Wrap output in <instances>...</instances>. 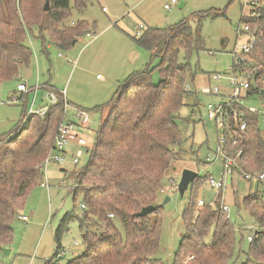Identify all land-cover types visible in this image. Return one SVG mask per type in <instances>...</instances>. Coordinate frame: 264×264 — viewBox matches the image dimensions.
I'll return each mask as SVG.
<instances>
[{
    "label": "trees",
    "instance_id": "1",
    "mask_svg": "<svg viewBox=\"0 0 264 264\" xmlns=\"http://www.w3.org/2000/svg\"><path fill=\"white\" fill-rule=\"evenodd\" d=\"M81 1L75 0V7L82 6ZM70 8L71 0H0V83L16 78L20 67L29 66L32 51L26 45L27 37L38 38L41 51L46 52L50 45L67 49L84 35L88 28L85 22L66 25ZM256 15L240 19L248 28L245 34L256 40L248 52L233 56L232 71L250 83L247 95H258L264 103V6ZM131 39L149 53L150 63L125 79L107 104L95 108L102 119L95 142L84 148L86 166L71 172L61 170L71 184L73 208L58 223L53 233L55 254L45 264H60L56 255L72 222L77 223L85 251L66 264H164L158 255L162 208L156 202L163 190L162 181L178 157L174 148L182 141L176 115L183 97L190 92L184 90L185 85L195 74L189 58L203 48V40L198 30L184 20L164 28L146 29ZM31 91L33 88L18 99L26 100ZM55 94L56 105L43 117L30 114L21 128L26 117L24 110L22 121L13 131L0 135V250L11 242L12 223L20 215L29 191L42 180L36 168L52 150L64 117L61 94ZM227 110L229 131L223 129L224 150L227 156L238 154V169L233 176L261 172L264 134L259 129L258 113L236 103ZM231 110L246 123L244 131L232 122ZM210 177L197 181L195 178L190 184L189 203L181 217L183 235L172 264H232L236 246L240 247L243 241L246 230L238 228L221 208L198 206L196 192L208 184ZM77 198H81L80 206L84 205L79 215L75 213ZM261 198L264 183L249 184V194L242 200L235 197L237 210L243 209L254 225V230L246 235L247 251H240L245 258L241 264H264ZM147 206H153V211L138 216ZM249 235L251 241L247 240Z\"/></svg>",
    "mask_w": 264,
    "mask_h": 264
},
{
    "label": "rangeland",
    "instance_id": "2",
    "mask_svg": "<svg viewBox=\"0 0 264 264\" xmlns=\"http://www.w3.org/2000/svg\"><path fill=\"white\" fill-rule=\"evenodd\" d=\"M168 1L82 0V6L75 7V0H71V15L66 25L85 22L88 28L84 35L78 36L76 42L67 49L50 45L46 52L41 51L38 38L27 37L26 45L32 51L29 66L20 67L16 78L0 83V135L13 131L22 121L24 110L27 114L29 109L38 112L43 107H48L50 103L46 98L52 90L53 93L61 94L64 122L77 124V111L88 114V128H78L77 132L91 145L95 142L96 131L102 119L100 111L95 108L107 104L125 79L141 72L150 63L149 53L138 48L131 39L136 36L138 27L143 26L139 30L141 33L149 28H164L184 20L194 30H198L203 48L189 58L195 74L193 80L189 78L185 85L190 94L183 97V104L176 115L182 142L174 148L178 157L172 162L162 181L165 193L160 192L156 202L162 208L158 255L164 264H172L183 235L181 217L189 203L191 189L189 185L182 196L176 190L183 170L196 172L198 176L195 181L208 175L215 180L221 178L220 160H214L213 163L205 161L216 153L221 133L215 121L207 119L206 105L229 99L232 104H240L246 109L253 108L258 112L259 129L264 134V103L261 98L258 95H247V92H242L239 99L232 98L233 88L229 81L233 76V56L242 51V44L249 39L240 19L250 16L253 18L259 8L264 6V0H177V5L167 11L164 4ZM180 3L184 4L181 8ZM212 14L219 16L212 17ZM86 34L94 35L95 38H87ZM216 74L221 78L213 79ZM155 80L158 78L155 77ZM36 83L39 89L34 101L32 91L26 100L18 99L21 95L17 92L19 84H25L30 89ZM207 86L217 87L218 95H202L201 88ZM13 98L18 100L13 101ZM232 104L231 107L234 106ZM73 144L71 142L65 148V154H60L63 155L64 164L49 163L41 182L29 191L20 212V216H24L26 221L17 217L14 219L12 239L5 248L9 253L0 250V264H45L53 258V233L64 214L73 208L72 194L69 192L71 184L65 180V174L61 170L71 172L75 168L85 167L88 161L83 153L77 166L71 164L73 154L79 150L85 151ZM45 182L49 186L48 190L40 186ZM248 194L249 184L237 174L232 178L226 177L224 188L220 191L204 183L196 192L197 199L212 209L221 208V204H225L229 208L225 215L237 223L238 228L246 230L243 231L240 247L236 246L232 264L244 261V255L240 251H247L246 235L254 230L253 222L247 218L244 210L238 211L235 207V197L242 200ZM166 197L169 201L163 204ZM80 203L81 198H77V215L82 212ZM244 220L246 222L241 224ZM116 225L120 230L118 223ZM84 251L77 223L72 222L61 238L59 253L63 255L60 264H66Z\"/></svg>",
    "mask_w": 264,
    "mask_h": 264
},
{
    "label": "built area",
    "instance_id": "3",
    "mask_svg": "<svg viewBox=\"0 0 264 264\" xmlns=\"http://www.w3.org/2000/svg\"><path fill=\"white\" fill-rule=\"evenodd\" d=\"M177 3H178L177 0H169L167 3L164 4V9L168 11L172 7L176 6ZM142 28L143 26L141 25L138 27V30L136 31V36L140 35L139 30H141ZM247 30H248L247 26H244L243 31H247ZM86 37L95 38L94 35H90V34H86ZM248 38H249L248 41L242 44L241 46L243 52H248L252 48L253 44L255 43L256 38L254 36H249ZM220 78L221 76L217 74L213 76V79H220ZM229 81H230L231 87L233 88L232 98H235V99L237 97H240L242 92H247L249 85H250L248 81L244 80L239 74L234 73V72H233V76L229 78ZM38 87L39 86L37 85V83H36V86L33 87V92H34L33 101H34L35 94L37 90L39 89ZM184 90L187 91L188 90L187 87H185ZM27 91H28V88L25 84H19L17 86V92L25 93ZM218 92H219V89L217 87L211 88L210 86H207V87L201 88L202 95L217 96ZM46 99L50 103L48 107H43L38 112H32V109H29L27 111L26 117H28L30 114H33V113L38 114L39 116L43 117L46 114L47 110L50 107L55 106L57 103V96L55 93H52V92L49 93ZM17 100H18L17 98H13V101H17ZM231 104H232V101L228 99V100H222L221 102H218L216 104L209 103L205 107L207 119L214 120L216 123V126L219 127L221 130V133L219 135L220 137L217 141V146L215 150L216 153L213 156L206 158L205 160L207 163H213L214 160H220L221 168H222L221 178L219 180H215L211 176L208 182V185L212 189H216L218 191L224 188L226 177H229V178L233 177V173L235 172L236 169H238V163H237L238 154L235 155L234 157L227 156L224 150V144H225L226 137L223 134V129L225 128V129H228L229 131V126L227 125V121H225V118H226L225 116H226V113L228 112L227 109L231 108ZM65 106L67 107V104H65ZM247 110L251 113H258L253 108H249ZM230 114H231V120L237 125L238 130L244 131L246 129V123L240 119L241 115L234 110H231ZM75 115H76L75 116L76 119L78 120L77 124L72 123V122L66 123L64 122V119H62V121L59 123L57 131H56V135L54 137L52 150L49 152L48 156L44 159V161L41 164H39L36 168L38 172L42 174V176L46 172V168L49 163H54L58 165L64 164V158L62 157L63 155H60V154L66 153L65 148L69 147L71 142L76 143L78 148L84 149L86 147L87 143L82 138V136L77 132V129L79 128V129L84 130L88 127L89 125L88 114L84 111H77ZM26 117L23 120V122L24 121L26 122L27 120ZM24 124L22 123V125ZM83 153L84 151L79 150L78 152L73 154L70 160L71 164H73L74 166L77 165L80 159L82 158ZM241 177L245 182H248L249 184L255 186L258 183H264V170L258 173L241 172ZM40 186L41 188H44L46 190L49 189V186L47 185L46 182L41 183ZM251 192L254 193V190H252ZM161 193L164 194V190H161ZM261 201L264 202V198H261ZM202 205H204V202L199 200L198 206L200 207ZM80 208L84 209V205H81ZM221 211L225 214H228L229 208L225 204H221ZM19 219L21 221H26V218L24 216H20ZM247 240L251 241L252 235L247 236ZM60 254L61 253H58L56 255V258H61L63 254L61 255Z\"/></svg>",
    "mask_w": 264,
    "mask_h": 264
},
{
    "label": "water",
    "instance_id": "4",
    "mask_svg": "<svg viewBox=\"0 0 264 264\" xmlns=\"http://www.w3.org/2000/svg\"><path fill=\"white\" fill-rule=\"evenodd\" d=\"M183 7V3H180L179 8ZM49 8L48 1L45 2L44 10L47 11ZM197 173L193 172L191 170H183L180 180L177 185V192L180 196L184 194V192L187 190L188 186L193 182L195 178H197ZM167 201H169V198L166 197L163 201V204H165ZM153 211V206H147L141 209V211L138 213V216H146L150 214ZM1 251L8 254L9 251L6 250L5 248H1Z\"/></svg>",
    "mask_w": 264,
    "mask_h": 264
},
{
    "label": "crops",
    "instance_id": "5",
    "mask_svg": "<svg viewBox=\"0 0 264 264\" xmlns=\"http://www.w3.org/2000/svg\"><path fill=\"white\" fill-rule=\"evenodd\" d=\"M184 5V4H183ZM33 88V87H32ZM80 130V129H79ZM82 130V129H81ZM73 145H75L76 147H77V145H76V143H74ZM19 217H20V215L17 217L18 219H19ZM55 247V246H54Z\"/></svg>",
    "mask_w": 264,
    "mask_h": 264
}]
</instances>
